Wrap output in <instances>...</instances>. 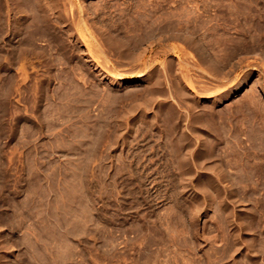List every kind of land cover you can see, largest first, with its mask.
<instances>
[{"label": "rangeland", "instance_id": "obj_1", "mask_svg": "<svg viewBox=\"0 0 264 264\" xmlns=\"http://www.w3.org/2000/svg\"><path fill=\"white\" fill-rule=\"evenodd\" d=\"M0 264H264V0H0Z\"/></svg>", "mask_w": 264, "mask_h": 264}, {"label": "bare ground", "instance_id": "obj_2", "mask_svg": "<svg viewBox=\"0 0 264 264\" xmlns=\"http://www.w3.org/2000/svg\"><path fill=\"white\" fill-rule=\"evenodd\" d=\"M33 2L35 1V0H32ZM46 1V0H45ZM63 1V0H62ZM41 2V1H40ZM5 3L7 4V1H5ZM11 3V2H10ZM13 4H15V3H13ZM44 4V3H43ZM48 4V3H47ZM61 4V3H60ZM63 4V3H62ZM29 5V4H28ZM33 6H34V4H33ZM42 6V5H41ZM7 7V6H6ZM73 7V6H72ZM79 7V6H78ZM34 8V7H33ZM38 9V8H37ZM37 9H35L34 11H33V13L32 14H30V19H31V23L33 24V23H35L36 22V24H37V27H35V30H33L32 32H31V35H36L37 33H39V32H41V33H43L46 37H47V41H48V43H50V42H58V36H57V34H55V32H54V30H53V28H52V24H51V22H50V19H49V17L48 16H46V15H42L40 12L37 14ZM60 9V8H59ZM18 10V9H17ZM47 10V9H46ZM61 10V9H60ZM58 11V10H57ZM72 11V10H71ZM75 12V11H74ZM79 12H81V10L79 11ZM25 13H27V12H25ZM73 15V14H72ZM79 15V14H78ZM22 16V15H21ZM17 18V17H16ZM22 18H23V16H22ZM25 19H29V17L28 16H25L24 17ZM68 19V18H67ZM27 22V21H26ZM80 23V22H79ZM84 23V22H83ZM86 24V23H85ZM23 25V24H22ZM70 25H72V24H70ZM56 27V26H55ZM34 29V28H33ZM84 29V28H83ZM68 30H70L71 31V28H69ZM67 30V31H68ZM23 31V30H22ZM80 32H81V30H80ZM92 32V31H91ZM34 33V34H33ZM86 33V32H85ZM75 34V33H74ZM78 35V34H77ZM33 36L31 37V39H30V41H32L33 40ZM71 36V35H70ZM83 36V35H82ZM69 38V37H68ZM84 38V37H83ZM87 40V39H86ZM84 42V41H83ZM89 42V41H88ZM8 43H9V40H5V42H4V46H6V45H8ZM32 43V42H31ZM59 43V42H58ZM87 43H85V45H86ZM89 44V43H88ZM87 44V45H88ZM19 46V45H18ZM89 46V45H88ZM202 46V45H201ZM47 47V46H46ZM86 47V46H85ZM94 46L92 45V48H93ZM170 48V47H169ZM205 51V50H204ZM29 52V51H28ZM88 52V51H87ZM48 55V54H47ZM45 57V56H44ZM51 58V57H50ZM45 60V59H44ZM184 62V61H183ZM186 73H187V71H186ZM190 80V79H189ZM131 81H133V82H136V81H138V79H132ZM172 84V83H171ZM168 85V84H167ZM176 86V85H175ZM192 86V85H191ZM194 86V85H193ZM198 87V86H197ZM199 88V87H198ZM199 90V89H198ZM235 91V90H234ZM193 106V105H192ZM197 112V111H196ZM195 112V113H196ZM208 113V112H207ZM206 115H208V114H206ZM197 116V115H196ZM190 123V122H189ZM185 132V131H184Z\"/></svg>", "mask_w": 264, "mask_h": 264}]
</instances>
